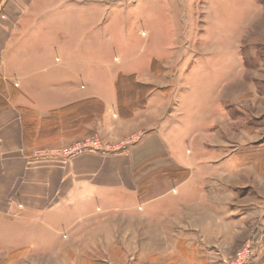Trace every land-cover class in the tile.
<instances>
[{
	"label": "rangeland",
	"instance_id": "374dc122",
	"mask_svg": "<svg viewBox=\"0 0 264 264\" xmlns=\"http://www.w3.org/2000/svg\"><path fill=\"white\" fill-rule=\"evenodd\" d=\"M0 17H6L2 9ZM12 35L26 59L37 53L41 68L58 63L70 75L78 72L81 87L100 86L114 95L118 75H133L122 81L125 97L146 101L140 110L155 98L159 142L150 143L163 146L166 158L175 151L180 162L138 167L131 174L122 158L109 160L106 165L118 163L111 171L116 177L99 186L109 184L112 192L101 196L99 186L91 194L76 190L68 211L61 215L58 210L65 223L51 219V227L27 225L21 237L27 245L12 253L11 262L203 264L210 258L214 264H229L249 246L247 264H264V0H102L100 6L41 0ZM18 96V86L0 78V104ZM18 108L32 119H22L23 133L36 123V135L25 144L37 158L70 159L92 150L68 157L60 151L80 143L93 146L94 140L101 146L92 152L122 153L145 130L119 138L99 129L88 132L103 113L83 133L48 138L40 132L45 116L32 104ZM91 108L99 112L102 105ZM106 165L101 175L109 171ZM190 176L197 182L198 199L206 191L204 179L213 180L208 188L213 213L195 216L188 232L179 231L178 220L164 207L142 214L141 200L130 194L154 191L147 179Z\"/></svg>",
	"mask_w": 264,
	"mask_h": 264
},
{
	"label": "crops",
	"instance_id": "0c3cea01",
	"mask_svg": "<svg viewBox=\"0 0 264 264\" xmlns=\"http://www.w3.org/2000/svg\"><path fill=\"white\" fill-rule=\"evenodd\" d=\"M57 1L61 6H82L85 1L100 6L102 2ZM40 2L41 0H0V9L6 15L0 17V78L4 83L13 82L19 90L18 98L5 97L8 105L0 109V264H14L9 257L16 250L26 247L27 242L21 237L27 225L39 223L47 228L52 226L49 222L51 219L65 223L64 218L57 216L58 210L60 213L68 211L69 199L74 196L76 190L83 189L91 194L94 188L100 185L101 180L115 178L111 171L117 169L118 163L106 165L109 160L122 158L125 168L131 174H134L133 170L138 167L158 168L166 163L180 162L175 159V151L169 150V156L166 158L163 146L150 143L158 141L160 131L158 106L155 108L152 105L155 98L149 99L146 109L136 111L130 119H123L117 112L116 89L113 95L107 94L100 86H78L76 82L81 79L78 72L70 75L58 63L50 68H41L44 62L42 56L37 53L29 55L31 58H25V51L17 48L16 35L12 34L27 10L38 7ZM16 71H19V74ZM88 98H99L105 103L102 120L92 124L88 132L99 129L108 136L119 138L128 132L145 129L140 141L125 152L111 155L85 151L67 159L37 158L30 153L33 149L25 144L18 105L32 104L40 116H47L53 109ZM103 165L110 169L101 175ZM147 173L145 175L149 177ZM204 182L206 191L201 200L196 195L197 182L191 176L183 180L163 179L161 182L154 178L150 181L147 179L146 183L154 184V191H131L130 194L137 195L135 198L141 200L145 211L142 214L149 215L154 208L164 207L178 220L179 231L188 232L195 226V216L205 217L213 213L211 204L208 203V188L213 180L207 176ZM174 183L176 188L172 189ZM106 185L110 186H99V195L107 196V193L112 192ZM29 246L34 248L35 244L31 243ZM203 264L214 262L207 258Z\"/></svg>",
	"mask_w": 264,
	"mask_h": 264
},
{
	"label": "trees",
	"instance_id": "16d2710c",
	"mask_svg": "<svg viewBox=\"0 0 264 264\" xmlns=\"http://www.w3.org/2000/svg\"><path fill=\"white\" fill-rule=\"evenodd\" d=\"M133 75H124L120 73L115 81V89L117 95V109L121 116L132 118L137 110L146 106V101H128L124 94V87L122 88V81L124 78H130ZM0 107L8 105L6 99L2 100ZM99 103L102 105V110L97 112L92 110L91 105ZM99 98H88L69 105L53 109L49 114L40 120V132L48 138L55 136L57 133L72 132L74 135L86 131L87 125L92 123L95 119L101 118L104 113L105 106ZM21 109V108H20ZM22 110V119L24 122H30L31 117ZM32 120V119H31ZM33 120L32 124L27 125L24 130V140L26 144L30 145L29 137L36 135V123ZM33 126V127H32ZM33 132V134H32Z\"/></svg>",
	"mask_w": 264,
	"mask_h": 264
},
{
	"label": "built area",
	"instance_id": "2783aa9c",
	"mask_svg": "<svg viewBox=\"0 0 264 264\" xmlns=\"http://www.w3.org/2000/svg\"><path fill=\"white\" fill-rule=\"evenodd\" d=\"M90 145H91V143L90 144L80 143V144H77L73 147H69V148H65V149L61 150L60 155L66 156V157L73 156V155H75L81 151H84L85 149H91L92 151H94V150L99 149L101 146L99 140L92 141L93 146H90ZM34 155L36 156V153ZM250 257H251V249L249 246H246L242 250L238 251V253L235 255V257L233 258V260L229 264H247Z\"/></svg>",
	"mask_w": 264,
	"mask_h": 264
}]
</instances>
